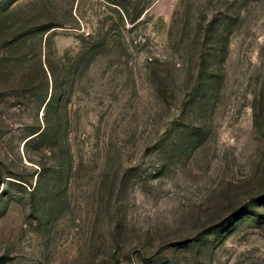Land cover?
I'll use <instances>...</instances> for the list:
<instances>
[{"label":"rangeland","instance_id":"1","mask_svg":"<svg viewBox=\"0 0 264 264\" xmlns=\"http://www.w3.org/2000/svg\"><path fill=\"white\" fill-rule=\"evenodd\" d=\"M0 264H264V0H0Z\"/></svg>","mask_w":264,"mask_h":264},{"label":"trees","instance_id":"2","mask_svg":"<svg viewBox=\"0 0 264 264\" xmlns=\"http://www.w3.org/2000/svg\"><path fill=\"white\" fill-rule=\"evenodd\" d=\"M70 69H71L72 73L73 72L78 73V71H80V69H81V64L79 62L73 63L71 65ZM48 70L53 76L54 88H53V92L51 93L50 98L46 104V108L52 104H55V103L57 105H59V97H58L59 85H58V82L56 80V72L50 63L48 64ZM42 133H43V131H38L36 133V134H38L37 137L40 136Z\"/></svg>","mask_w":264,"mask_h":264}]
</instances>
